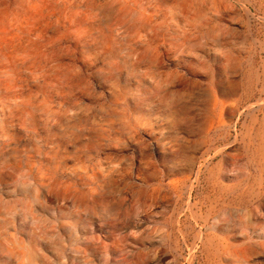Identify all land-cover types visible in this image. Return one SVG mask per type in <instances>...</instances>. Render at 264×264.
I'll return each mask as SVG.
<instances>
[{
	"label": "rangeland",
	"instance_id": "rangeland-1",
	"mask_svg": "<svg viewBox=\"0 0 264 264\" xmlns=\"http://www.w3.org/2000/svg\"><path fill=\"white\" fill-rule=\"evenodd\" d=\"M0 264H264V0H0Z\"/></svg>",
	"mask_w": 264,
	"mask_h": 264
}]
</instances>
